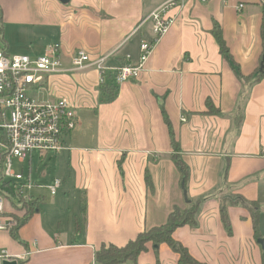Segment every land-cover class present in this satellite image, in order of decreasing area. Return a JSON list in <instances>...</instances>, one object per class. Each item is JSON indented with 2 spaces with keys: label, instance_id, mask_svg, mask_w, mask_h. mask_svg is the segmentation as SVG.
Wrapping results in <instances>:
<instances>
[{
  "label": "crops",
  "instance_id": "obj_1",
  "mask_svg": "<svg viewBox=\"0 0 264 264\" xmlns=\"http://www.w3.org/2000/svg\"><path fill=\"white\" fill-rule=\"evenodd\" d=\"M164 2L0 0V23L41 25L45 33L36 42L44 51L60 45L65 70L78 50L93 59L115 52L107 61L114 68L128 63L127 55L129 63L136 62L139 43L152 39L145 20ZM168 16L174 23L139 78L117 87L112 102H101L94 69L47 79L43 91L78 108L77 126L62 138L64 151L56 155L61 171L55 179L62 182L69 211L64 217L44 212L45 198L30 194L43 199L39 212L16 236L11 229L0 233V251L22 258L17 264H95L102 245L123 247L165 224L174 207L197 201L196 225L175 230L174 240L200 263L263 264L248 210L227 205L228 235L219 207L220 198L230 194L257 203L264 240V78L243 82L234 71L249 78L260 69L264 0H184ZM216 26L235 69L219 52ZM0 45L10 55L4 34ZM105 81L113 84L112 72ZM207 102L220 112L208 114ZM163 114L188 169L185 192ZM124 264H178V255L163 244L155 256L149 246L135 262Z\"/></svg>",
  "mask_w": 264,
  "mask_h": 264
},
{
  "label": "built area",
  "instance_id": "obj_2",
  "mask_svg": "<svg viewBox=\"0 0 264 264\" xmlns=\"http://www.w3.org/2000/svg\"><path fill=\"white\" fill-rule=\"evenodd\" d=\"M184 0H165L146 18L151 23L152 39L142 40L138 45V57L134 64L129 63L131 56L125 57L127 64L111 68L107 61L112 52L100 58H92L85 50H78L70 59V68L63 67L60 45L48 46L40 56L9 55L0 45V233L12 229L25 214L23 203L32 198L30 192L45 190L50 196H56L62 188V182L54 179L47 185H39L31 180V174L25 177L15 170V162L23 164L31 155L49 153L59 155L64 151V134L77 126V115L68 98L56 100H38L29 96L30 92L40 93L45 89L47 79L52 75L65 72L78 73L94 69L99 75V85H104L107 72H112V82L119 87L129 81L137 80L152 53L154 46L166 35L174 23L168 16L170 9L180 6ZM205 3L207 0H196ZM242 5L237 7L241 10ZM185 122L183 118L181 120ZM18 202L10 200L11 182ZM19 260L5 251H0V263Z\"/></svg>",
  "mask_w": 264,
  "mask_h": 264
},
{
  "label": "trees",
  "instance_id": "obj_3",
  "mask_svg": "<svg viewBox=\"0 0 264 264\" xmlns=\"http://www.w3.org/2000/svg\"><path fill=\"white\" fill-rule=\"evenodd\" d=\"M213 36L217 42L219 47V52L223 56V58L229 62V64L234 68V64L232 62L231 56L229 54V50L222 38L221 30L218 26H216L213 30ZM127 64V63H125ZM259 71L255 72L253 76H249V78H243L239 73V70L234 68L236 76L241 79L243 82L254 81L258 82L262 78H264V32L261 35V55L259 61ZM117 86L114 84H104L99 85L100 99L103 103L112 102L117 93ZM163 111V110H162ZM207 113L208 114H218L220 111L218 109H213L210 103L207 102ZM164 120L166 125L169 128V138L170 144L173 151V161L178 169L180 174L181 186L183 187V191L186 190V182L188 176L187 166L182 162L179 157L180 146L177 140L175 139L174 133L170 128V124L168 119L164 116ZM240 121V120H239ZM229 197L230 199H221L219 213L221 223L223 228L227 232L228 235H231V227L229 223V219L227 216V205L228 206H242L246 208L250 214L251 222H252V231L253 238L257 242V240L262 239L258 228V217H259V209L257 203H245L239 196L232 195ZM43 199H30L28 203H23V208L25 209V214L20 218H15V226L11 229L12 235L16 236V230L22 226L35 212H39L40 206L43 204ZM200 201L195 203H188L185 208L174 207L171 213L168 215L166 223L152 228L147 231H143L136 236V238L132 241H129L123 247H116L113 245H102L99 250H97L94 254L95 264H124L128 261L135 262L139 255L148 251L149 246L152 247V250L157 256L158 248L160 245L165 244L168 246L171 251L178 255V264H204L195 260L187 251L182 244L173 239V233L175 230L188 226L193 227L196 225V215L199 211ZM260 247V246H259ZM261 248V247H260ZM262 251V250H261ZM262 262L264 264V253L262 252Z\"/></svg>",
  "mask_w": 264,
  "mask_h": 264
},
{
  "label": "rangeland",
  "instance_id": "obj_4",
  "mask_svg": "<svg viewBox=\"0 0 264 264\" xmlns=\"http://www.w3.org/2000/svg\"><path fill=\"white\" fill-rule=\"evenodd\" d=\"M0 34L5 35L6 40L9 42V53L10 55H29L31 57H35L38 55H42L44 50L40 43H37V40L43 39V35L45 33L43 27L41 25L34 26L30 24H20L15 26L13 24H1L0 23ZM136 39V38H135ZM31 42V44H30ZM34 42L35 44H32ZM29 96L33 99L38 100H54L57 95L53 94L52 91L46 90L40 93L30 92ZM78 111V108H76ZM89 116V114H86ZM87 132H90V129H87ZM95 132V129H94ZM69 135V134H68ZM64 134V139L68 136ZM31 161L28 159L22 164L19 165L17 162L15 163V170L18 173H22L25 177L28 173L31 174L32 182L37 183L39 185H47L51 183L55 178H58V172L61 171V165H59L60 160L53 153H49L44 157V159L39 158L38 153H34L31 155ZM15 182H11L9 192H10V200L12 202L17 203L18 198L13 189V184ZM64 189V188H63ZM31 194H41L45 199V203L47 208H43L44 212H55L61 214V216H65L64 213L69 211V200L67 198V194L63 193L61 189L58 195L50 196L47 191H32ZM64 194V195H63ZM186 200V199H185Z\"/></svg>",
  "mask_w": 264,
  "mask_h": 264
},
{
  "label": "water",
  "instance_id": "obj_5",
  "mask_svg": "<svg viewBox=\"0 0 264 264\" xmlns=\"http://www.w3.org/2000/svg\"><path fill=\"white\" fill-rule=\"evenodd\" d=\"M58 1L61 2L62 4L68 3V0H58ZM220 199H225V197H221ZM228 199H230V198H228ZM257 244L261 247V250L264 253V240L263 239L257 240ZM2 264H17V262L15 260H13V261H4V262H2Z\"/></svg>",
  "mask_w": 264,
  "mask_h": 264
}]
</instances>
